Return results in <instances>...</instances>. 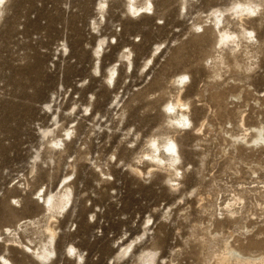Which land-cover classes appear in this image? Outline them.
<instances>
[{"label": "rangeland", "instance_id": "rangeland-1", "mask_svg": "<svg viewBox=\"0 0 264 264\" xmlns=\"http://www.w3.org/2000/svg\"><path fill=\"white\" fill-rule=\"evenodd\" d=\"M232 2L151 0L153 14L141 17L127 12L126 0L2 3L0 230L16 228L24 245L38 249L51 219L35 199L58 193L67 176L72 195L52 224L51 261L13 242L0 243V255L12 264H138L141 254L154 251V264H205L200 237L207 229L237 248L249 242L252 252L264 253V147L233 148L228 139L242 134L241 115L245 128L264 126V14L244 22L262 45L237 56L240 69L223 52L221 78L210 66L218 56L214 36L194 27L205 22L206 29L209 12ZM99 44L101 74L93 70ZM129 51L133 71L122 65L112 89L105 72ZM183 72L190 79L179 97L190 104L193 125L205 123L199 135L167 126L162 111L177 95L172 78ZM65 130L64 151L50 141ZM165 133L174 135L188 165L175 188L145 158L137 163L146 142ZM239 197L235 216L220 211ZM29 220L34 225L19 229ZM70 246L82 261L65 254Z\"/></svg>", "mask_w": 264, "mask_h": 264}, {"label": "bare ground", "instance_id": "bare-ground-1", "mask_svg": "<svg viewBox=\"0 0 264 264\" xmlns=\"http://www.w3.org/2000/svg\"><path fill=\"white\" fill-rule=\"evenodd\" d=\"M3 2L6 3L7 0H3ZM3 2H0V14H2V10L4 9V4L2 5ZM181 7L186 9L185 2L181 5ZM126 10L132 15H139L138 17H141L142 15L153 14V6L151 0H126ZM256 13H258V15L264 14V0H233L229 8L225 10L214 9L209 12V14L206 16V18L209 19V25L206 29H204L205 22L194 26L197 28H201L202 32L210 31L214 36L213 49H215V53H218V56L211 57L209 60L211 68L215 69V71H212L214 72L215 77L221 78L220 67L224 66L222 55L223 52L227 53V56H231L234 61V66L240 69L241 65L237 60V56L243 53V56L247 58L250 55L251 50H254L255 48L262 45L263 41L257 39L255 32L251 29L246 28L244 25L245 21L252 17H256ZM233 21H235L234 25L238 26L235 30H231L229 27L230 24H233ZM158 49L159 46L155 50ZM249 49L250 51H247ZM102 52V44H99L98 49L94 51V55L96 57L93 68L94 73L97 72L101 74L100 65ZM130 54V51L128 53H124L123 55H121L120 60H117L107 68L104 76V81L109 86L113 85L112 89H114L116 86L120 74L119 69L122 65L125 67L126 73L128 71H133V61L130 58ZM154 55L155 54L153 53L152 56L149 57L141 67L144 69L149 67V64L153 62V59L155 58ZM185 77L190 79L189 75L184 72L179 73L172 78L171 84L177 87V95L174 97V100H168L164 103V105L162 106V111L167 117V126L178 127L180 131L189 130L192 133L199 135L202 134L205 123L201 122L195 127L190 118V104L187 101H183L179 97V93L186 87V80L184 79ZM240 120L242 121V123H239L240 127L242 128V134L240 133L241 135L234 136L232 135L233 133L230 134V131L226 132V135L227 133L230 134L228 139L230 138L229 140L231 141V147L234 148L236 144V146L241 147L240 149L264 147V126L260 125L257 127L245 128L242 115L240 117ZM63 132H65V135H61L57 139H52L50 141V144L55 146H62L63 150L65 151L67 146L66 142L68 137L70 136V132L68 130H65ZM250 134H252V136H249ZM169 148H172L174 151H169ZM143 158H145L150 164L151 170L156 169L165 173L167 182L171 183L170 187L173 188L180 185V181L181 179H183V175L188 168V165L184 166V162L179 154V146L174 135L171 136L168 133L157 134L155 136L153 135L146 142L144 151H142L140 157L137 159L140 162ZM176 158L180 160L179 164L174 163V160ZM151 170L147 172L146 175H150ZM131 171L137 176L143 175L141 170H139L138 168H133L131 169ZM68 178L69 176L64 178V180L66 181H64L58 193L47 195L44 191L39 193V196L37 197L38 199H35L37 202H42V208L45 211L49 212V218L51 219V223L45 228V231L43 232L46 235V241L40 242V246L38 249H32L29 246L24 245V243L20 241V238L18 236L19 234H16V228L12 230L11 228L6 227L0 230V243H18L23 248L22 251L24 253H29L38 261L44 263H48L49 261H51V256L55 254V240L57 236L56 229L52 224L56 220V215L67 208L70 197L72 195V190L69 185L70 182H68ZM240 197L237 199H233L231 202H228L226 204L224 203V206L219 207L220 211H225L226 213H228L229 218L235 216L237 214L235 206L239 205L242 201ZM32 221H27L28 224L25 221L22 224L24 225V227L19 226V229L26 228L27 225H34ZM210 231L211 230L207 229L203 232V235L201 237L199 236L201 240V250L204 254L205 264H264V253H255L254 251L252 252L251 243L247 242L246 244H240V249L235 246V242L232 243L229 240L230 237H220V234L218 235L216 234V232L212 233ZM261 234L262 233H260V235ZM7 235H13V237H15V235L18 236V242L15 241L16 239H13L11 241H6V239L4 241V237ZM256 238L259 239V237ZM136 241L137 240H133L132 242H130L125 247L124 252L131 249L132 246L135 245ZM69 252L74 254L76 260H83L82 256L78 254L75 247H67L65 254H68ZM154 260L155 252L146 251L140 255L138 264H154ZM0 264H12V262L5 256L0 255Z\"/></svg>", "mask_w": 264, "mask_h": 264}, {"label": "clouds", "instance_id": "clouds-1", "mask_svg": "<svg viewBox=\"0 0 264 264\" xmlns=\"http://www.w3.org/2000/svg\"><path fill=\"white\" fill-rule=\"evenodd\" d=\"M184 79L187 80L188 78L185 77ZM169 151H174V150H173L172 148H169ZM137 163H139V161H137ZM174 163L179 164V163H180V160H179L178 158H176V159L174 160Z\"/></svg>", "mask_w": 264, "mask_h": 264}, {"label": "snow or ice", "instance_id": "snow-or-ice-1", "mask_svg": "<svg viewBox=\"0 0 264 264\" xmlns=\"http://www.w3.org/2000/svg\"><path fill=\"white\" fill-rule=\"evenodd\" d=\"M0 2H3V0H0ZM13 203H15V202H13Z\"/></svg>", "mask_w": 264, "mask_h": 264}]
</instances>
